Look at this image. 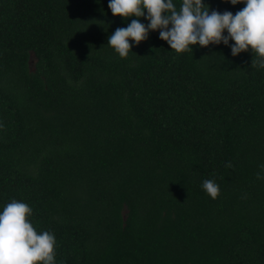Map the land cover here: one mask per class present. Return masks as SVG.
<instances>
[{"label":"trees","instance_id":"16d2710c","mask_svg":"<svg viewBox=\"0 0 264 264\" xmlns=\"http://www.w3.org/2000/svg\"><path fill=\"white\" fill-rule=\"evenodd\" d=\"M133 19L0 0V207L28 204L57 264H264V69L159 30L120 58L108 37Z\"/></svg>","mask_w":264,"mask_h":264},{"label":"clouds","instance_id":"9594fccd","mask_svg":"<svg viewBox=\"0 0 264 264\" xmlns=\"http://www.w3.org/2000/svg\"><path fill=\"white\" fill-rule=\"evenodd\" d=\"M223 2L233 6L243 3L245 7L233 14L210 11L204 0H181L179 9L174 0H108L113 16L143 17L147 21L145 24L133 19L127 27L117 28L108 37V46L120 58H126L132 47L148 38L149 32L159 30V39L176 53L192 51V45L222 43L233 57L251 49V67L264 69V0ZM260 168L264 172V165ZM257 179H264V175L258 172ZM201 188L212 199L219 195L214 180L205 179ZM31 216L32 208L23 201L13 199L0 207V264H57L54 233L38 232L28 219Z\"/></svg>","mask_w":264,"mask_h":264}]
</instances>
